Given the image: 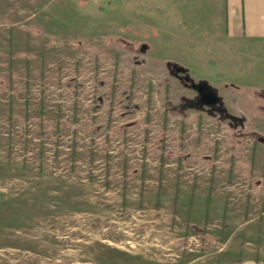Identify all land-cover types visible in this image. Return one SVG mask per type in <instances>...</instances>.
Wrapping results in <instances>:
<instances>
[{
	"label": "rangeland",
	"instance_id": "374dc122",
	"mask_svg": "<svg viewBox=\"0 0 264 264\" xmlns=\"http://www.w3.org/2000/svg\"><path fill=\"white\" fill-rule=\"evenodd\" d=\"M163 9L0 0V264H264V46Z\"/></svg>",
	"mask_w": 264,
	"mask_h": 264
},
{
	"label": "crops",
	"instance_id": "0c3cea01",
	"mask_svg": "<svg viewBox=\"0 0 264 264\" xmlns=\"http://www.w3.org/2000/svg\"><path fill=\"white\" fill-rule=\"evenodd\" d=\"M158 10V5L152 3V22H159L154 18ZM163 10L165 26L159 37L165 52L170 53L167 48L175 40L202 46L213 42L264 46V0H164ZM190 47L187 44L184 49L189 52ZM261 145L264 144L255 146L254 162L264 151Z\"/></svg>",
	"mask_w": 264,
	"mask_h": 264
},
{
	"label": "water",
	"instance_id": "95a60500",
	"mask_svg": "<svg viewBox=\"0 0 264 264\" xmlns=\"http://www.w3.org/2000/svg\"><path fill=\"white\" fill-rule=\"evenodd\" d=\"M193 88L198 93L199 103L206 107H211L219 103L217 94L207 84L193 85ZM258 141L264 144V138H259Z\"/></svg>",
	"mask_w": 264,
	"mask_h": 264
},
{
	"label": "flooded vegetation",
	"instance_id": "af4514ba",
	"mask_svg": "<svg viewBox=\"0 0 264 264\" xmlns=\"http://www.w3.org/2000/svg\"><path fill=\"white\" fill-rule=\"evenodd\" d=\"M197 94V102L195 103V105H197V106H203V105H201L200 103H199V97H198V93H196ZM193 104V103H192ZM219 104V103H218ZM218 104H216V105H214V106H211V107H215V106H217ZM190 105V104H189Z\"/></svg>",
	"mask_w": 264,
	"mask_h": 264
},
{
	"label": "trees",
	"instance_id": "16d2710c",
	"mask_svg": "<svg viewBox=\"0 0 264 264\" xmlns=\"http://www.w3.org/2000/svg\"><path fill=\"white\" fill-rule=\"evenodd\" d=\"M180 107H181L180 110H183L182 112H184V109L190 107V105L189 104H182Z\"/></svg>",
	"mask_w": 264,
	"mask_h": 264
}]
</instances>
